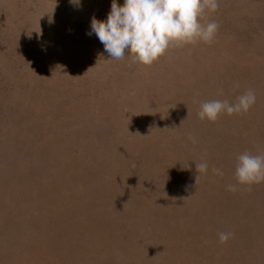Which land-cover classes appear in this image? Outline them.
<instances>
[{"label": "rangeland", "instance_id": "1", "mask_svg": "<svg viewBox=\"0 0 264 264\" xmlns=\"http://www.w3.org/2000/svg\"><path fill=\"white\" fill-rule=\"evenodd\" d=\"M111 4L0 0V264H264V182L235 175L264 155V0H219L210 44L151 66L87 34Z\"/></svg>", "mask_w": 264, "mask_h": 264}, {"label": "clouds", "instance_id": "2", "mask_svg": "<svg viewBox=\"0 0 264 264\" xmlns=\"http://www.w3.org/2000/svg\"><path fill=\"white\" fill-rule=\"evenodd\" d=\"M69 2L80 5V0ZM218 7L219 0H123L122 5L118 0H112L107 19L93 17L87 34L95 35L104 46L110 58L107 62L120 66L130 59L151 66L172 47L200 42L210 44L219 25L215 21H206V16L216 12ZM255 102L256 95L249 90L239 95L235 102L226 99L202 102L198 115L201 120L216 122L222 114L247 113ZM236 159L238 185L250 189L264 182V155L245 152ZM196 168L199 174L206 173L208 164L196 163ZM213 172L223 174L217 168H213ZM228 190L235 192L237 185H229ZM232 235L221 232L219 240L225 243Z\"/></svg>", "mask_w": 264, "mask_h": 264}]
</instances>
